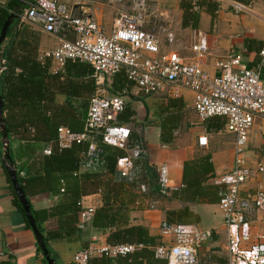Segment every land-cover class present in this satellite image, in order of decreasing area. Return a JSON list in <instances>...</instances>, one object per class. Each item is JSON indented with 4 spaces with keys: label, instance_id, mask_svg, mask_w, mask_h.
<instances>
[{
    "label": "crops",
    "instance_id": "obj_1",
    "mask_svg": "<svg viewBox=\"0 0 264 264\" xmlns=\"http://www.w3.org/2000/svg\"><path fill=\"white\" fill-rule=\"evenodd\" d=\"M16 1L0 0V12L2 10L12 12ZM214 1L216 2L214 12L194 5L191 12L187 13L184 22L182 6L186 0H147L148 15L144 28L157 33L162 51H175L180 57L188 60L194 56L191 45L197 39L198 33H203L209 49L199 64L210 75L218 74L215 65L217 60L232 53L242 55L244 66L254 67L258 61V51L264 45V2L253 0L254 2L250 4L252 11L236 12L229 3ZM235 1L247 2V0ZM60 2L65 4L74 15L94 13L97 21L109 34L120 11L132 12L134 0L120 2L60 0ZM26 9L27 2L21 15L9 26L6 37L0 45V60L5 61V69L6 56L12 52V55H32L40 63L46 62L50 74L61 71L63 65L45 57V53L55 49L61 37L73 39L74 35L63 32L48 33L39 24L24 21ZM191 15L195 16L194 19ZM162 28L173 32L172 43L167 41L166 31L164 32ZM126 79L120 81L114 75L108 76L105 89L107 95L124 97L125 106L118 116L120 115L121 118L127 112L129 115L125 120L118 118V121L129 125L132 130L130 147L142 144L145 148V155L135 159V161L139 160L137 169L133 166L130 170L137 172L143 183L136 192L159 189L157 179L163 169L167 172L169 191L166 196L158 195L153 198L146 196L136 200L130 211L129 225L144 227L156 240V244L152 247L154 250L157 246L169 245L173 242L172 235L162 234V225L166 220H170L172 225L191 224L208 233L207 240L198 249L199 264H227V232L224 213L218 204L224 186L216 181L220 174L233 166L234 162L235 135L225 131L226 118L212 116L201 119L193 107L194 94L189 89L178 87L174 93L166 90L145 93ZM90 97L91 95L81 96L73 100L68 99L62 90L55 91L52 109L59 126H66V123L73 119V104L82 114L79 120L84 121ZM62 106L64 108H61ZM200 137H206L205 146L199 145ZM27 142H31L27 136L10 140V147L13 149L11 156L18 180L55 263L73 264V256L79 250L108 244L106 238L109 229L94 228L89 221L79 226L80 216L71 219L65 212L48 215L41 221L36 219V212L41 215L45 211L50 212L52 208H58L59 205L64 206L70 191L66 182L65 187L68 191L62 193L59 181L55 184L56 192L47 189L36 191V182L33 179H36V173H42L41 175L44 173L42 170L37 172L39 166L36 164V153L28 154L24 150ZM45 147L47 148L46 144L42 142L37 144V152L40 156L43 155ZM3 153L0 132V251L4 253L0 264H47L21 204L19 207L15 203L16 193ZM129 153V150L123 151L125 156ZM244 157L247 166L256 168L259 164L263 167L257 179L264 183L263 118H256L250 129ZM81 158L79 174L88 171L89 168L88 159L84 155ZM205 159L208 170L195 171L192 176L194 181L184 187L185 164L190 165V162L202 164ZM25 177L32 180L24 182ZM253 185V181L249 182L244 186L243 191L252 190ZM79 186L82 208L96 209L102 206V192L99 191L96 179L80 178ZM248 219L252 236L264 232V211H253L248 215ZM123 261L117 263L112 258L109 262L103 263L102 255H96L91 257L87 264H150L151 260L143 258L137 262L129 257ZM161 261L158 259V262Z\"/></svg>",
    "mask_w": 264,
    "mask_h": 264
},
{
    "label": "built area",
    "instance_id": "obj_2",
    "mask_svg": "<svg viewBox=\"0 0 264 264\" xmlns=\"http://www.w3.org/2000/svg\"><path fill=\"white\" fill-rule=\"evenodd\" d=\"M121 1V0H116ZM229 3L236 12L252 11L253 0H217ZM264 2V0H260ZM147 0H134L132 12L120 11L109 34L97 21L94 13L74 15L60 0H29L23 20L39 24L52 34L61 32L73 34V39L61 37L58 46L45 53V57L63 65L65 60H78L89 64L93 70L94 90L84 118L81 132H75L60 125L57 128V147L70 148L73 144L88 142L87 155L90 162L98 161V149L94 139L99 136L103 144L130 151L117 159L121 175H128L134 160L145 155L142 144L128 147L132 130L129 125L118 121V114L124 109L121 95H107V77L123 71L127 79L145 93L169 91L178 87L189 89L194 94L193 107L201 119L212 116L226 118L225 131L235 135L233 166L217 178L224 186L220 193L219 207L224 213L227 232V264H264V232L252 236L248 215L253 211H264V183L257 179L263 171L246 165L244 153L251 127L256 118L264 119V45L258 51L254 67L242 63L240 53H232L217 60L218 74L210 75L199 64L208 53L206 38L198 33L191 45L194 56L188 60L175 51H162L157 33L146 30ZM166 31L167 41H174L173 32ZM5 61L0 60V73ZM199 145L205 146L206 137L199 138ZM50 148L44 149L45 154ZM162 193L168 191L166 170L159 173ZM253 181L252 190L243 191ZM63 191V189L61 190ZM94 208H82L79 213L83 226L91 219ZM162 234L172 235L173 242L154 249V256L166 264H199L198 249L208 238L206 230H199L191 224L162 225ZM142 245L105 244L89 246L76 252L73 264H87L96 255L117 256L131 253ZM4 253L0 251V262Z\"/></svg>",
    "mask_w": 264,
    "mask_h": 264
},
{
    "label": "trees",
    "instance_id": "obj_3",
    "mask_svg": "<svg viewBox=\"0 0 264 264\" xmlns=\"http://www.w3.org/2000/svg\"><path fill=\"white\" fill-rule=\"evenodd\" d=\"M194 5L209 12H214L216 9L214 0H186L182 6L184 22L187 13L191 12ZM8 14L6 10L0 12V29ZM191 17L194 19L195 16L191 15ZM47 69L46 62L40 63L32 55H12V52H9L6 56V69L0 76V94L9 138L13 141L27 136L31 142L25 144L24 150L28 154L36 153V164L39 166L37 172L42 170L44 173V175L36 173V179H33L36 182V191L47 189L56 192L55 184L59 181L60 191L63 189L61 192L66 193L68 191L65 187L66 182L69 184L70 194L67 196L65 205H59L58 208H52L50 212L45 211L41 215L36 212V219L41 221L48 215H59L63 212L69 214L71 219L78 216L82 210L79 198L81 192L79 180L80 178L96 179L99 191L102 192L103 203L102 206L94 209L89 224L97 229H109L106 240L110 245L123 243L142 245L141 248L126 255L113 257L102 255L103 263L109 262L112 258L117 263H122L124 259L131 257L133 261L137 262L146 258L151 260L150 264H166L165 260L158 262V258L154 256L152 247L156 244L155 238L150 236L144 227L129 225V219L130 211L133 209L132 204L136 200L146 196L150 198L158 195L166 196L169 191L162 193L158 177L159 189L137 193L136 190L143 184L139 174L132 170L128 175L123 176L117 168V159L125 156L123 154L125 150L103 144L99 136L94 139L98 149V161L95 164L90 162L88 171L79 174L81 157L84 155L86 159L90 160V156L87 155L88 142L73 144L66 149H58L56 139L59 123L53 116L52 105L57 90H62L68 99L73 100L81 96L92 95L94 90L93 70L89 64L71 59L65 60L62 70L54 74H50ZM114 77L120 81H125L127 78L123 71L114 74ZM72 108L73 119L66 123V127L72 131L81 132L84 121L79 119L82 114L74 104ZM128 115L129 112L125 116L122 115L121 118L119 115L118 118L125 120ZM40 142L50 147L49 154L43 153L41 156L38 154L37 144ZM130 145L129 142L128 147ZM12 151L13 149L10 147V153ZM138 161L134 162V169H137ZM207 170L206 159L202 164L194 162H190V165L189 163L185 164L183 186L194 181L192 176L195 171L206 172ZM30 180L27 177L24 178V182ZM14 196L15 203L21 207L16 195ZM165 224L172 225L170 220H166Z\"/></svg>",
    "mask_w": 264,
    "mask_h": 264
},
{
    "label": "water",
    "instance_id": "obj_4",
    "mask_svg": "<svg viewBox=\"0 0 264 264\" xmlns=\"http://www.w3.org/2000/svg\"><path fill=\"white\" fill-rule=\"evenodd\" d=\"M29 0H17L16 4L13 8V11L9 13L8 17L4 21L1 29H0V45L4 41L7 30L9 26L13 23V21L21 15V12L23 10V7L25 3ZM0 132L2 134V142H3V149H4V162L6 163V168L9 174V177L11 179L12 186L14 188V191L20 201V204L25 212L26 218L28 220V223L30 227L32 228V231L35 235L37 244L39 248L41 249L43 253V257L47 264H56L54 259L52 258L49 249L46 246V242L44 239L43 234L40 232L37 223L35 221V218L31 212L30 209V203L28 198L25 196L23 189L20 185V182L17 177V170L14 165V161L12 159L11 153H10V140L8 137V132L6 129V124L4 120V111H3V105H2V98L0 94Z\"/></svg>",
    "mask_w": 264,
    "mask_h": 264
}]
</instances>
